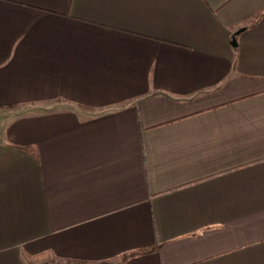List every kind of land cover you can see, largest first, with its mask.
Segmentation results:
<instances>
[{
    "label": "crops",
    "instance_id": "0c3cea01",
    "mask_svg": "<svg viewBox=\"0 0 264 264\" xmlns=\"http://www.w3.org/2000/svg\"><path fill=\"white\" fill-rule=\"evenodd\" d=\"M0 264H264V0H0Z\"/></svg>",
    "mask_w": 264,
    "mask_h": 264
},
{
    "label": "trees",
    "instance_id": "16d2710c",
    "mask_svg": "<svg viewBox=\"0 0 264 264\" xmlns=\"http://www.w3.org/2000/svg\"><path fill=\"white\" fill-rule=\"evenodd\" d=\"M24 149L27 150L28 152H30L33 156H36V151H35V148L33 146H26V147H24ZM153 249H154L153 247H146L143 249H139V250H136V251H133V252H130V253L124 255L123 259H126V258L131 257V256H135L137 254H143V253L149 252ZM57 260L67 262V263L71 262L70 260H67V259L57 258Z\"/></svg>",
    "mask_w": 264,
    "mask_h": 264
},
{
    "label": "water",
    "instance_id": "95a60500",
    "mask_svg": "<svg viewBox=\"0 0 264 264\" xmlns=\"http://www.w3.org/2000/svg\"><path fill=\"white\" fill-rule=\"evenodd\" d=\"M232 44L234 45L235 44V39L233 38V40H232Z\"/></svg>",
    "mask_w": 264,
    "mask_h": 264
}]
</instances>
